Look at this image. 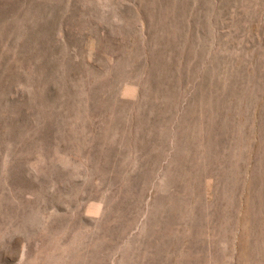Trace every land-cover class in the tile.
<instances>
[{
	"label": "rangeland",
	"instance_id": "rangeland-1",
	"mask_svg": "<svg viewBox=\"0 0 264 264\" xmlns=\"http://www.w3.org/2000/svg\"><path fill=\"white\" fill-rule=\"evenodd\" d=\"M0 264H264V0H0Z\"/></svg>",
	"mask_w": 264,
	"mask_h": 264
}]
</instances>
